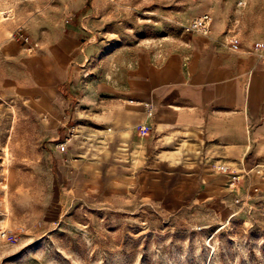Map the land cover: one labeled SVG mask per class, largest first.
<instances>
[{"label": "rangeland", "instance_id": "1", "mask_svg": "<svg viewBox=\"0 0 264 264\" xmlns=\"http://www.w3.org/2000/svg\"><path fill=\"white\" fill-rule=\"evenodd\" d=\"M205 10L218 43H264V0H0V44L28 35L34 54L72 33L93 43L90 64L120 49L162 55L186 47L198 33L185 24ZM20 111L0 106V264H264L261 186L194 184L176 201L88 195Z\"/></svg>", "mask_w": 264, "mask_h": 264}, {"label": "crops", "instance_id": "2", "mask_svg": "<svg viewBox=\"0 0 264 264\" xmlns=\"http://www.w3.org/2000/svg\"><path fill=\"white\" fill-rule=\"evenodd\" d=\"M217 40L193 34L162 55L120 49L96 65L93 43L72 33L34 54L9 38L0 106L23 103L17 118L37 120L50 147L70 138L58 165L88 195L98 186L106 198L176 201L191 200L194 184L264 189V63Z\"/></svg>", "mask_w": 264, "mask_h": 264}, {"label": "built area", "instance_id": "3", "mask_svg": "<svg viewBox=\"0 0 264 264\" xmlns=\"http://www.w3.org/2000/svg\"><path fill=\"white\" fill-rule=\"evenodd\" d=\"M213 22V13L210 10H205L195 18H193L191 21H189L187 24H185V28L189 31H196L201 34L209 35L212 32ZM20 36L26 44V49L32 50L34 46L30 43V37L23 34H20ZM230 47L235 51H241L244 49L241 47V43H239V41L236 39L231 40ZM248 49L250 52L254 53L260 61L264 63V43H255L253 45H250ZM146 105L149 106V104ZM149 114H153L152 109L149 110ZM69 140L70 138L66 141H61L58 143V149L61 152L67 153ZM7 234L8 230L0 225V237H4Z\"/></svg>", "mask_w": 264, "mask_h": 264}]
</instances>
